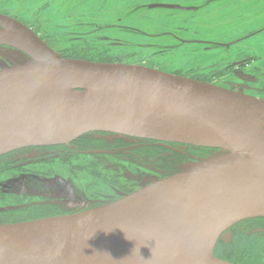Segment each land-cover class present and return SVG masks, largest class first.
<instances>
[{"label":"water","instance_id":"95a60500","mask_svg":"<svg viewBox=\"0 0 264 264\" xmlns=\"http://www.w3.org/2000/svg\"><path fill=\"white\" fill-rule=\"evenodd\" d=\"M0 27L36 55L0 69V134L18 136L0 145V155L70 144L97 131L221 151L188 169L193 177L184 192L202 198L191 212L148 220L118 209L117 200L0 224V264H112L100 256L101 245L81 246L69 235L92 227L148 232L158 238L155 247L173 251L198 245L214 251L227 229L264 215V98L148 66L67 57L2 13Z\"/></svg>","mask_w":264,"mask_h":264},{"label":"rangeland","instance_id":"374dc122","mask_svg":"<svg viewBox=\"0 0 264 264\" xmlns=\"http://www.w3.org/2000/svg\"><path fill=\"white\" fill-rule=\"evenodd\" d=\"M0 11L20 19L67 57L76 58L81 52L79 59L148 66L264 98V0H0ZM13 46L0 43V69L31 59ZM87 138L88 142H78L81 153L73 160L85 167L74 170L66 161L71 151H77L73 143L70 151L27 147L0 155V163L11 160L22 165L0 175V224L91 210L221 152L209 149L199 154L182 144L159 145L161 155L176 158L178 168L161 176L158 168L149 166L153 162L144 161L157 159L151 158L156 151L152 144L135 147L146 168L132 164L129 156H105V149L113 150L106 144L114 135L89 132ZM114 139L138 144L129 137ZM97 167L101 174L93 173ZM116 182L133 189L107 191ZM259 218L264 215L233 226L250 227L238 234L245 241L259 240L249 258L256 253L264 264V228L254 225ZM232 231L231 242L236 240ZM219 243L213 254L223 259L216 254Z\"/></svg>","mask_w":264,"mask_h":264},{"label":"bare ground","instance_id":"6f19581e","mask_svg":"<svg viewBox=\"0 0 264 264\" xmlns=\"http://www.w3.org/2000/svg\"><path fill=\"white\" fill-rule=\"evenodd\" d=\"M12 38L9 31L0 27V43L15 45L31 58L36 57L28 49L12 42ZM16 137L18 136L15 134H0V145ZM192 177L187 170L182 176L170 179L163 185L156 184L139 189L118 200L117 208L144 213L148 220H172L177 213L187 214L202 202L199 196H189L184 192ZM69 235L77 239L81 246L101 245L103 249L100 256L112 264H213L216 261L212 246L198 245L187 252L173 251L164 246L155 247L158 238L148 232L116 227H92L74 229Z\"/></svg>","mask_w":264,"mask_h":264},{"label":"trees","instance_id":"16d2710c","mask_svg":"<svg viewBox=\"0 0 264 264\" xmlns=\"http://www.w3.org/2000/svg\"><path fill=\"white\" fill-rule=\"evenodd\" d=\"M81 52H79L80 54ZM76 55L75 57H83L81 54L80 55ZM101 61H109L108 59H103ZM85 140L86 142H88V138H87V133L85 135H83L82 137H80L79 139H77V141H82ZM76 144V141H75ZM61 147H65L67 148V151L73 150L72 147L70 145H62ZM60 147V148H61ZM153 148L156 149V151L153 153L155 154L153 156V158H155V156L157 157V159H155V161L153 162V164L157 165L160 168H164V169H168L169 171H177L176 166V158L172 157V159H175V162L173 160H170L166 157H164L162 154V151L159 147V145H152ZM54 148V147H51ZM82 147H77V151L73 152L71 151V155H69V157H67L66 161L67 164H69L70 168H72L71 170L74 169H79V168H84L85 166H83L82 164H75L73 163L74 159H77L78 154H80V150ZM79 150V151H78ZM206 151L209 149H205ZM79 152V153H78ZM48 162L49 159H47ZM46 160V161H47ZM148 162V161H147ZM18 162L17 161H6L3 163H0V175L4 174L6 172H10V171H16V170H20L22 165H17ZM173 165V166H172ZM175 165V166H174ZM36 172H38L39 174H47V172L42 173L43 171L40 169H37ZM50 172V171H48ZM131 191V190H130ZM261 219L258 220L254 225L257 228L258 226L263 227L264 228V218H259ZM250 227L247 225L244 226H233L231 229L236 232V240L231 242V243H225L223 241H221V243L218 244V250H217V255L227 261H230L232 263L235 264H261V262L258 259V257L256 256V253H253V256L249 258V252L252 251L253 249H255V247L258 245L259 240H255V239H250L249 241H245V236L243 234H238L239 230H245V229H249ZM240 235V236H238ZM251 244V245H250ZM220 250L222 253H220ZM237 258V259H236Z\"/></svg>","mask_w":264,"mask_h":264},{"label":"flooded vegetation","instance_id":"af4514ba","mask_svg":"<svg viewBox=\"0 0 264 264\" xmlns=\"http://www.w3.org/2000/svg\"><path fill=\"white\" fill-rule=\"evenodd\" d=\"M0 13H2V14H5V15H8L7 13H3V12H1L0 11ZM8 16H10V17H12V18H14V19H16V20H18V21H20V22H22L20 19H18V18H16V17H13V16H11V15H8ZM23 23V22H22ZM24 25H26L25 23H23ZM27 26V25H26ZM27 27H29V26H27ZM31 29V28H30ZM33 31V30H32ZM34 32V31H33ZM34 33H36V32H34ZM37 34V33H36ZM38 35V34H37ZM39 36V35H38ZM40 37V36H39ZM41 38V37H40ZM42 39V38H41ZM43 40V39H42ZM5 47H11V46H9V44H3ZM14 47V46H13ZM97 132H101V133H108V134H111V135H114V138H116L117 136H123V137H129V138H132L133 140H135V141H137L138 142V144L137 143H130V142H128V141H125V140H120V142H119V139H117V140H115L114 138H112V139H109L111 142H109L108 144H106V145H108V147L109 146H111L112 148H113V150H109V148L108 149H105V156L106 157H108V156H111V157H117V156H119V157H121V158H125V157H128L129 156V158H131V162H132V164H134L135 166L137 165L138 167H149V166H154V167H156V168H158L157 169V173L159 174V175H161L162 176V174H171V173H174V172H178V168H177V171H169L168 169H171V168H168V169H164V168H160V167H158L157 165H143V158L141 157V154L139 153V152H137V151H135L136 149H135V147H138V146H141V144L142 145H146V144H152V145H164V144H166V145H180V144H182V143H173V142H161V141H156V140H151V139H144V138H138V137H132V136H128V135H124V134H119V133H114V132H109V131H97ZM93 133H95V132H93ZM85 135V134H84ZM82 137V136H81ZM79 139V138H78ZM75 141H76V144H75ZM75 141H73L72 143L74 144V146L77 148L78 147V141H77V139L75 140ZM104 141V140H103ZM117 142V143H116ZM72 143H70V144H64V145H70L71 147H73V144ZM182 145H184V146H187L189 149H193V150H195L194 152H198V150H199V154H204V152L206 151L205 149H213V148H205V147H198V146H193V145H188V144H182ZM62 145H54V146H32V147H39V148H44V149H46L47 147L48 148H51V147H54V148H59V147H61ZM110 147V148H111ZM131 147V148H130ZM25 148H27V147H25ZM21 149H23V148H21ZM18 150H20V149H18ZM18 150H14V151H18ZM192 150V151H193ZM14 151H12V152H14ZM10 153V152H9ZM7 154V153H6ZM164 157H166V158H168V159H170V160H173L172 158H171V156L170 157H168V156H164ZM189 157H191L190 155H189ZM199 159H202V155H199V156H197ZM151 158H153V157H151ZM104 160V162L106 161V159H103ZM126 160V159H125ZM144 161L145 162H154V160L153 159H144ZM175 162V161H174ZM176 162H177V160H176ZM173 166V165H172ZM175 166V165H174ZM93 173H96V174H101L102 172H101V169H99L98 167L95 169V171L93 170ZM117 183L118 182H116V183H114V184H111V190H110V188L107 190V191H112V189H119V191H121V192H123V191H125L126 189V193H130V190H132L133 188H131V187H126L125 185H117ZM127 191H129V192H127ZM70 202H73V204H75V205H77V206H79V204L77 203L78 201H70ZM81 211H84V210H76L75 212H81ZM86 211V210H85ZM72 213V212H71ZM74 213V212H73ZM233 227V226H232ZM232 227H230V228H232ZM230 228L229 229H227L221 236H220V238H219V241L218 242H220V241H224V242H231L232 241V236H233V234L230 232ZM233 232V231H232Z\"/></svg>","mask_w":264,"mask_h":264}]
</instances>
